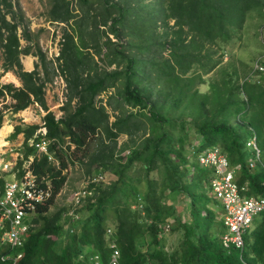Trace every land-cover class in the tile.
<instances>
[{
	"label": "trees",
	"instance_id": "trees-1",
	"mask_svg": "<svg viewBox=\"0 0 264 264\" xmlns=\"http://www.w3.org/2000/svg\"><path fill=\"white\" fill-rule=\"evenodd\" d=\"M48 16L63 25L55 60L34 40L19 0H0V128L8 112L16 118L33 104L47 112L46 136L37 134L41 124L20 122L10 137L24 135L18 165L33 157L32 172L52 184L23 246L0 247V254L22 252L18 264H95L96 255L109 264L115 240L121 264H243L242 250L225 246L224 219L209 205L217 199L215 169L201 166L198 155L219 146L238 167L237 182L248 186L243 194L264 195V70L243 77V60L224 59L244 43L251 18L264 21V0H51ZM22 55L38 58L34 69L24 67ZM7 71L22 85L2 82ZM57 73L68 88L59 119L46 99ZM255 134L261 157L251 168L256 152L247 144ZM43 139L59 165L38 153ZM76 163L107 183L89 184L95 189L72 220L64 217L67 206L51 208ZM169 232L178 233L172 248ZM244 239V259L264 264V213Z\"/></svg>",
	"mask_w": 264,
	"mask_h": 264
},
{
	"label": "built area",
	"instance_id": "built-area-1",
	"mask_svg": "<svg viewBox=\"0 0 264 264\" xmlns=\"http://www.w3.org/2000/svg\"><path fill=\"white\" fill-rule=\"evenodd\" d=\"M255 68L264 70V66L258 63ZM41 124L42 128L37 134L46 136L47 129L43 126L45 122L42 121ZM34 143V140L30 141L31 145ZM49 144L48 139L35 143L39 151L44 153H48ZM247 145L256 152V156L249 162V166L255 168L261 157L256 134L252 136ZM6 154L7 151H0V179L5 178L4 188L0 191V247L18 250L23 246L27 233L33 225L32 217L37 212L38 206L51 197L52 184L47 182L44 186L42 181L31 172L28 165H24L26 170L21 177H18L17 162L9 161L4 157ZM50 159L53 157L51 156ZM198 162L203 167L215 169V176L210 180V184L213 195L221 200L224 208L223 219L227 227L223 233L225 246H236L243 250L245 234L252 226L254 219L264 212V197L255 198L243 194L248 186L237 182L238 167L231 164L227 154L219 146L201 152L198 155ZM10 173L12 178L9 179ZM85 182L71 193L70 203L67 205L68 210L64 213V217L77 219L79 214L76 209L82 205V200L90 196L95 189V186L89 187V184L98 186L107 183V180L105 175L99 172L95 175H87ZM111 233L112 231L109 230V235ZM110 248L112 254L109 264H121V252L115 240L111 241ZM22 255V252L0 254V260L5 264H18ZM240 258L243 264H251L242 257V254Z\"/></svg>",
	"mask_w": 264,
	"mask_h": 264
},
{
	"label": "rangeland",
	"instance_id": "rangeland-1",
	"mask_svg": "<svg viewBox=\"0 0 264 264\" xmlns=\"http://www.w3.org/2000/svg\"><path fill=\"white\" fill-rule=\"evenodd\" d=\"M146 3H152L154 0H145ZM22 9L25 13L26 18L28 19V23L30 25V29L34 34V37L36 41L39 42V45L41 48L46 52L48 59L55 60L56 56L58 55L59 49L61 47V37H62V24L52 23L49 21L48 11L51 7V0H19ZM257 16L251 18L246 27L245 32V40L242 46L235 47L234 50V58L230 57V55H225V65L231 64V62H235L236 65V59L243 60L246 65L240 66V70L242 73V76H247L250 73H252V70L255 69V65L259 61H264V21H260L256 19ZM173 21H171V24ZM165 30V27L163 25H158L155 28L156 34H162ZM19 32H21L19 30ZM158 41H162L163 37H158ZM138 41V40H137ZM22 44L25 46L27 44V41L22 39ZM169 49V48H168ZM169 50H164L163 55L168 56ZM35 59V61L38 60L36 56L29 55ZM141 56L148 58L152 56L151 54L144 53ZM24 67L28 70L30 64L26 61V57H23L22 55ZM161 59L160 57L158 58ZM2 62H3V50L0 48V73L3 70L2 68ZM155 74V72H154ZM215 76V74L209 75V80L212 79ZM12 79V75L10 76ZM62 79L63 76L60 73H57L54 75V80L48 82L47 84V103L49 106V110L53 111L55 115H58L59 118H61L64 115L65 110L63 107L65 106V103L67 102L68 98V88L66 87L65 81ZM2 81L7 82L9 81V73H6ZM198 87L201 91L205 92L208 90V85L206 84H198ZM108 94L110 93H104L100 96V99L105 103L108 97ZM7 102V101H6ZM5 103V102H4ZM74 104V102H73ZM3 107V103L0 102V109ZM31 109L28 110V112H25V115L29 118L26 120L27 117L21 116L18 118H12V122H24V123H35L40 124L41 119L44 116V110L41 109L37 104H34L30 107ZM26 111V110H24ZM28 113V114H27ZM111 113H114L111 111ZM8 118L5 119L4 124L9 123V112L6 114ZM29 115V116H28ZM114 115L111 116V121L114 120ZM32 116V117H31ZM17 120V121H15ZM9 136L6 138V141L8 140ZM17 140V139H16ZM10 141L14 144L11 146L13 148L14 152H18L19 149L22 147L23 139H20V141ZM127 140V136L122 135L119 138V145L122 144L124 141ZM9 144V142H8ZM7 144V145H8ZM74 145H72V148ZM21 151V149H20ZM21 157V155L16 154L14 156ZM17 158V160H18ZM9 159V157H8ZM16 160V159H15ZM85 168L80 164H75L74 166L68 168V171H66L68 175L67 183L65 184L62 191L57 195L55 199V204L52 206L51 210L54 211L58 207L61 206H67L70 203L71 199V193L74 190H77L82 185H84L86 182L87 174L85 173ZM89 175V174H88ZM211 193V191H210ZM213 194V193H212ZM218 199V198H217ZM215 200L212 203H209L210 207L215 210L217 217H222V212L224 211V208L222 210L223 204L221 200ZM220 202V206L216 203ZM221 207V208H220ZM224 216V212H223ZM223 218V217H222ZM168 241L169 247L172 248L175 243L178 240V233L177 232H169L168 234Z\"/></svg>",
	"mask_w": 264,
	"mask_h": 264
},
{
	"label": "crops",
	"instance_id": "crops-1",
	"mask_svg": "<svg viewBox=\"0 0 264 264\" xmlns=\"http://www.w3.org/2000/svg\"><path fill=\"white\" fill-rule=\"evenodd\" d=\"M23 57H26L27 59H26V61L27 62H29V66H31V67H29L28 68V70H32V69H34V64H35V59L33 58V57H31V56H29V55H23ZM24 59H22V61H23ZM2 64H3V62H2ZM24 64V63H23ZM1 72H3V70L1 71ZM6 73H9V81H7V82H13V83H15L17 86H20L21 85V81H20V79L18 78V76L14 73V71H7V72H4L3 73V76L6 74ZM14 76L15 78H17V79H19L18 80V82L17 81H15V80H13V79H11L10 78V76ZM3 76H2V78H3ZM63 76V75H62ZM2 78H1V81H2ZM63 78H64V76H63ZM63 81H65L64 79H62ZM2 82H4V81H2ZM4 83H6V82H4ZM65 84H66V82H65ZM66 87H67V84H66ZM47 94V93H46ZM47 99V98H46ZM0 102L1 103H4V101H2V100H0ZM7 102H9V100L7 101ZM34 105V104H33ZM38 105V104H37ZM32 106V105H31ZM30 106V107H31ZM39 106V105H38ZM27 108V109H25L26 111H20L19 113H17V114H15L14 116L16 117V118H18V117H21V116H24V117H27V115H25V112H28V110L29 109H31V108ZM40 107V106H39ZM41 108V107H40ZM42 109V108H41ZM44 110V109H43ZM29 113V112H28ZM27 113V114H28ZM47 112L44 110V115L46 114ZM55 114V113H54ZM29 116V115H28ZM56 116V119H59V117H58V115H55ZM32 117V116H31ZM44 117V116H43ZM6 118H8V116L6 115L5 116V119ZM5 119H4V121H5ZM29 118L27 117L26 118V120H28ZM12 119H10L9 118V123H7V124H4V122H3V126H6V125H9V130L7 131V133L3 136V137H5L4 139L2 138V140H3V143L2 144H0V151H7V154L4 156V157H6V158H8L9 157V161H14L15 159V162H17V168H19V172H18V174H17V176L18 177H21L23 174H24V172H25V167H24V165H28L29 167V169H30V163H31V161L33 160V157H31L30 159L31 160H25L24 161V163L22 164V167L21 166H19L18 165V161H19V159H21V158H23V154L21 153V151H20V149H19V151L18 152H14L13 151V148L11 147V146H14V145H19V144H14V143H11L10 141H14V140H16L17 142L18 141H20V139H23V141H24V135L23 134H19L18 135V137L16 138V139H11V137H10V135L13 133V131H14V128H15V125L16 124H18V123H20V122H18L17 120H15V121H17L16 123L15 122H12L11 121ZM43 120V118L41 119V121ZM29 124H35V123H29ZM2 126V127H3ZM1 127V128H2ZM0 128V129H1ZM9 136V138H8V140L9 141H6V138ZM8 142H9V144H8ZM6 143L8 144V145H6ZM3 145V146H2ZM38 153L39 154H47V155H49V158L52 156L53 157V154L50 152V150L48 151V153H44V152H41V151H39V148H38ZM16 154H18V155H21V157H14ZM17 158H18V160H17ZM51 160H54V162H56V164L57 165H59V162H57V161H55V158L53 157V159H51ZM31 170V169H30ZM66 171H68V169L67 170H65V173H66ZM31 172H32V170H31ZM33 173V172H32ZM34 174V173H33ZM35 175V174H34ZM37 176V175H36ZM10 178H12L11 177V173L9 174V179ZM43 182V181H42ZM49 183V181H46V183ZM250 197H255V198H260V197H264V195H250ZM217 205H218V207L220 206V202H218V203H216ZM221 208V207H220ZM222 210H223V207H222ZM224 212V211H223ZM223 212H222V217H223ZM262 213H264V212H262ZM261 213V214H262ZM245 259H246V257H245ZM247 260V259H246ZM260 264H263V263H261V262H259Z\"/></svg>",
	"mask_w": 264,
	"mask_h": 264
},
{
	"label": "bare ground",
	"instance_id": "bare-ground-1",
	"mask_svg": "<svg viewBox=\"0 0 264 264\" xmlns=\"http://www.w3.org/2000/svg\"><path fill=\"white\" fill-rule=\"evenodd\" d=\"M12 79L15 80V81H17V82H18V80H19V79L15 78L14 76H12ZM8 130H9V125L3 126V127L0 129V144L3 143L2 138H3V139L5 138V137H3V136L7 133ZM6 145H7V143H6ZM2 146H3V145H2Z\"/></svg>",
	"mask_w": 264,
	"mask_h": 264
},
{
	"label": "clouds",
	"instance_id": "clouds-1",
	"mask_svg": "<svg viewBox=\"0 0 264 264\" xmlns=\"http://www.w3.org/2000/svg\"><path fill=\"white\" fill-rule=\"evenodd\" d=\"M21 85H22V83H21ZM21 85H20V86H21ZM42 121H43V120H42ZM42 121H41V123H42ZM41 123H40V124H41ZM41 125H42V124H41ZM41 128H42V127H41ZM37 132H38V131H37ZM235 247H236V246H235ZM111 251H112V249H111ZM242 251H243V250H242ZM242 251H241V254H242ZM111 254H112V253H111ZM241 254H240V256H241ZM96 256H98V258H96ZM96 256L94 257V259H95V261H96L95 264H97V263H98V264H102V263L99 261V255H96ZM242 257L244 258L243 254H242ZM109 261H110V259H109ZM247 261H248V260H247ZM248 262H249V261H248ZM258 263H259V262H258ZM258 263H256V264H258ZM251 264H252V263H251Z\"/></svg>",
	"mask_w": 264,
	"mask_h": 264
}]
</instances>
